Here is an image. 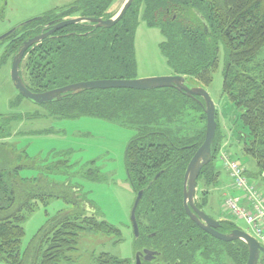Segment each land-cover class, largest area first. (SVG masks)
<instances>
[{
	"label": "trees",
	"instance_id": "obj_1",
	"mask_svg": "<svg viewBox=\"0 0 264 264\" xmlns=\"http://www.w3.org/2000/svg\"><path fill=\"white\" fill-rule=\"evenodd\" d=\"M115 1L78 0L69 11L42 15L0 42V46L5 44L2 61L14 57L45 23L71 15L109 18ZM141 18L148 26L160 28V48L172 74L184 75L199 85L212 82L223 49L222 91L242 110L238 116L244 130L238 135L241 150L255 159L258 174L264 175V0H134L110 28L88 22L73 24L30 47L20 66L27 87L43 92L80 81L135 78V41ZM22 97L13 100L12 106L18 107ZM44 107L48 115L58 118L100 117L137 128L138 135L129 142L125 156L134 192L137 195L143 190L136 210L140 231L137 251L151 249L167 264L247 263L245 241L214 237L195 223L184 207L185 172L206 137L203 97L188 96L174 87L89 89L68 92ZM22 117L18 113L0 114V264H69L82 233L117 235L121 231L77 206L49 219L21 254L24 222L38 199L63 196L78 203L65 190L55 192L52 185L56 182L46 179L41 185L40 177H21L18 161L28 156L14 147L1 148ZM219 126L218 120L214 159L198 179L205 183L204 197L196 202L202 209L209 187L220 174L216 167L222 146ZM59 163L72 166L68 160ZM235 228L238 226L230 219H221L219 231L229 233ZM128 262L111 253L95 257V264Z\"/></svg>",
	"mask_w": 264,
	"mask_h": 264
},
{
	"label": "rangeland",
	"instance_id": "obj_2",
	"mask_svg": "<svg viewBox=\"0 0 264 264\" xmlns=\"http://www.w3.org/2000/svg\"><path fill=\"white\" fill-rule=\"evenodd\" d=\"M76 1L78 0H1L0 8L3 11L0 15V36L30 19L54 10L67 9ZM124 2L125 0H116L111 6L109 11L113 16L119 12ZM162 40L160 28L148 26L141 18L136 31L135 78L172 74L160 48ZM4 49L5 44H2L0 114L18 113L23 117L15 122L12 135L7 140L8 145L5 144L1 148L14 147L20 152L24 151L23 153L28 156L24 157L22 162L21 159L18 161V164H22L21 177H40L41 185H45L46 179L56 182L58 187L50 184L55 192L65 190L68 196L76 198L78 202L74 204L73 200H66L67 198L63 196H51L48 201L38 199L34 210L28 212L24 222L25 235L21 243V254L24 255L29 249L38 230L49 219L60 211H70L78 206L87 214L94 213L99 220H106L116 226L121 233L117 235L101 232L82 233L78 248L72 254L73 261L69 264H95V257L100 253H111L119 259H128L127 264H136V251L140 248V241L135 235L131 211L137 195L127 176L125 156L129 142L138 135L137 128L100 117L50 116L44 105L36 104L25 97L20 99L18 107H13L11 102L21 95L11 78L13 57L2 61ZM223 68L224 51L221 48L213 80L205 86L216 105L222 136L221 149L247 168V175L252 183L264 194V175L258 174L259 168L255 159L241 150L238 135L244 130L238 116L242 110L222 91ZM186 83L191 87L199 85L191 78H187ZM62 160H68L72 166L58 164V161ZM221 164L222 161L218 158L216 165ZM219 181L221 183H218ZM232 185L233 181L227 172L220 170L218 181L209 187L206 197L209 204L204 210L214 218L222 216V219H230L239 228L252 232L244 218L227 212L226 198L231 195L235 197L236 194L240 197L239 191L229 193V186L232 188ZM204 189L205 183L200 179L198 199L204 197L202 193Z\"/></svg>",
	"mask_w": 264,
	"mask_h": 264
},
{
	"label": "water",
	"instance_id": "obj_3",
	"mask_svg": "<svg viewBox=\"0 0 264 264\" xmlns=\"http://www.w3.org/2000/svg\"><path fill=\"white\" fill-rule=\"evenodd\" d=\"M134 0H125L123 6L117 14L109 18L103 17H85L75 16L66 17L61 21L53 24V27L41 34H37L29 39L25 40L18 53L13 57L11 78L14 82L15 87L18 89L21 95L31 100L32 102L40 105L55 102L62 98V96L68 92H80L82 90L89 89H113V88H129L138 90H151L163 87H174L178 90L183 91L188 96H201L204 99V107L207 116V128L206 137L204 142L195 152L194 156L190 160L188 167L185 172L184 178V207L188 216L197 223L203 230L207 231L214 237L223 241H233L241 239L246 242L249 250V257L246 264H264V245L258 241L250 232L245 231L241 228H235L229 233L219 231L221 220L210 216L204 209L197 205V190H198V179L202 169L211 163L214 159V142L218 127V115L216 105L211 98L209 92L203 85H195L193 87L187 85L186 76L179 74H169L162 76H153L145 78H133V79H95L70 83L62 87L55 89L34 92L30 90L21 73L20 66L23 61L24 55L27 50L41 42L44 38L58 32L59 30L69 25L88 22L93 23L96 27L110 28L114 26L127 12ZM71 9L67 8L65 11ZM41 16L30 19L20 25L14 27L10 31L0 36V42H5L11 37L18 29L23 28L32 22L40 19ZM143 197V190H140L135 198L134 205L131 211V220L135 235L139 236V224L136 217V210ZM146 256L152 255L153 251L145 249L144 252L136 254V264H142L139 257L140 254Z\"/></svg>",
	"mask_w": 264,
	"mask_h": 264
},
{
	"label": "built area",
	"instance_id": "obj_4",
	"mask_svg": "<svg viewBox=\"0 0 264 264\" xmlns=\"http://www.w3.org/2000/svg\"><path fill=\"white\" fill-rule=\"evenodd\" d=\"M220 160L240 192V197L226 198L227 212L244 218L251 227L250 233L264 245V194L252 183L240 161L232 158L226 151H221Z\"/></svg>",
	"mask_w": 264,
	"mask_h": 264
},
{
	"label": "flooded vegetation",
	"instance_id": "obj_5",
	"mask_svg": "<svg viewBox=\"0 0 264 264\" xmlns=\"http://www.w3.org/2000/svg\"><path fill=\"white\" fill-rule=\"evenodd\" d=\"M68 17H75V16H72L71 15V16H68ZM61 20L60 19H57V21H50V22L45 23L44 26H43V28H42V30H41V32L39 34L50 30L53 27V24L54 23H57L58 21H61ZM145 249H147V248H145ZM145 249H143L142 252H144ZM149 250H151V249H149ZM151 251H153V250H151ZM136 252L137 253H140L139 251H136ZM139 257H140V259L142 261V264H167V263L161 262L158 259V255L155 253V251H153V254L152 255H149V256H146L144 253L143 254L141 253L139 255Z\"/></svg>",
	"mask_w": 264,
	"mask_h": 264
},
{
	"label": "crops",
	"instance_id": "obj_6",
	"mask_svg": "<svg viewBox=\"0 0 264 264\" xmlns=\"http://www.w3.org/2000/svg\"><path fill=\"white\" fill-rule=\"evenodd\" d=\"M223 149H221V151H222ZM224 151V150H223ZM227 152V151H226ZM216 167H217V169L220 171V170H224V171H226L227 172V174L229 175V177L231 178V176H230V174H229V171L223 166V164H221L220 166L218 165H216ZM245 169H246V173L248 172L247 171V168L245 167ZM249 177V176H248ZM232 179V178H231ZM218 181V180H217ZM218 183H221V181H219ZM235 191H239L235 186H234V184L232 185V188H231V186H229V193H232V192H235ZM235 196H238L237 194L235 195ZM231 197H234V195H231ZM209 203H207L206 204V206L208 205ZM205 206V207H206ZM217 219H222V216H220V217H217Z\"/></svg>",
	"mask_w": 264,
	"mask_h": 264
}]
</instances>
